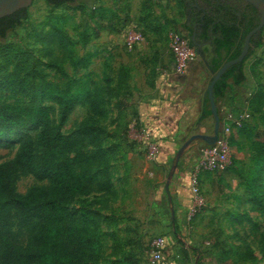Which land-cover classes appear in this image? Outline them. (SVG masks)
Returning <instances> with one entry per match:
<instances>
[{
  "label": "rangeland",
  "instance_id": "1",
  "mask_svg": "<svg viewBox=\"0 0 264 264\" xmlns=\"http://www.w3.org/2000/svg\"><path fill=\"white\" fill-rule=\"evenodd\" d=\"M177 2L77 0L73 5L52 8L43 0H34L28 8V19L0 38V80L3 75L16 73L32 84L57 81L59 74L47 66L48 58L39 39V34L45 37L48 29L43 28L38 35L34 30L48 16L62 17L65 21L58 29L77 43V57L94 54L86 70H76L66 62L64 74L67 79H83L90 74L104 92L105 113L95 115L88 103H77L62 117L55 100L3 85L0 98L8 103L49 107L53 128L80 140L89 152L98 155L94 172L99 191L75 198L67 206L76 218H80L81 208L95 218L103 234L98 264H109L116 256L128 253L138 264H264V216L251 211L253 202L242 187L254 146L244 135L232 137L242 125L264 130V32L260 47L244 62V83L230 85L225 97L216 103L219 118L227 113L249 115L246 122L231 131L229 162L218 181L221 193H213L210 175L197 169L201 151L208 146L201 140L182 151L166 192V179L179 150L193 135L212 137L214 126L211 114L203 115L200 123L189 117L164 128L140 122L138 102L152 95L157 78L169 67L176 72L180 61H184L181 70L189 63H201L207 71L203 100L215 74L208 70L214 58L211 47L202 45L198 52L190 48L191 24ZM127 3L130 20L124 28L115 20L117 33L102 32L82 47L77 33L89 10L110 4L120 10ZM118 14L119 18L124 15ZM26 138L32 142L37 162L42 151L37 131L25 127L12 129L2 138L12 148H0V163L15 158L20 142ZM184 168L191 171L190 182L195 179L197 193L194 195L189 188V207L182 209L174 202L175 192L170 185ZM33 183L32 177H22L18 192L24 193ZM158 251L161 256L156 260L153 256Z\"/></svg>",
  "mask_w": 264,
  "mask_h": 264
},
{
  "label": "trees",
  "instance_id": "2",
  "mask_svg": "<svg viewBox=\"0 0 264 264\" xmlns=\"http://www.w3.org/2000/svg\"><path fill=\"white\" fill-rule=\"evenodd\" d=\"M43 1L49 7L59 8L73 5L77 0ZM116 1L109 0L110 3ZM177 3L186 21L191 24L190 48L197 50V44L211 47L214 58L208 64V70L212 73L239 56L246 36L259 25L261 18L259 11L244 0H178ZM119 9L115 10L110 4L89 10L87 20L79 25L77 33L82 47L98 39L102 32L117 33L115 20L121 28L127 25L130 20L129 4ZM119 12L124 14L122 18H119ZM27 19L28 9L1 18L0 38ZM64 21L62 17L48 16L34 30V34L38 35L43 28L48 29L45 37L39 34V39L48 58L47 66L59 74L57 81L32 84L28 79L10 73L2 76L0 85L29 92L33 97L55 100L62 117L77 103H88L93 114L103 115L104 92L91 75L86 74L83 79H67L64 74L66 62L76 70H86L94 57V54L77 57V43L58 29L59 23ZM263 32L264 27L251 38L243 62L230 67L215 83V103L225 97L230 85L244 83V62L260 47ZM251 104L250 101L248 106ZM206 114H211L207 95L197 123ZM50 116L49 107L8 103L0 98V148L11 149V144L3 143L2 138L12 129L25 127L37 131L42 146L40 157L35 162L32 142L26 138L20 142L15 158L0 163V264H98L101 259L100 238L103 234L93 215L81 208L80 218H76L67 210L73 199L89 197L99 191V181L94 172L98 155L89 152L80 140L59 133L51 126ZM222 120L220 118L221 123ZM236 136H243L253 143L254 154L242 187L253 202L251 211L264 216V130L242 125L232 137ZM225 170L205 172L210 175L213 193H221L218 181ZM27 176L32 177L35 183L24 193H19L17 184ZM174 233L178 237V232ZM109 264H138V261L128 253L116 256Z\"/></svg>",
  "mask_w": 264,
  "mask_h": 264
},
{
  "label": "crops",
  "instance_id": "3",
  "mask_svg": "<svg viewBox=\"0 0 264 264\" xmlns=\"http://www.w3.org/2000/svg\"><path fill=\"white\" fill-rule=\"evenodd\" d=\"M182 63L184 61L179 62L176 72L172 66L163 71L157 78L152 95L138 102L140 122L145 126L164 128L177 125L180 119L192 117L198 120L205 95L207 71L198 61L189 63L181 70ZM162 162L166 163L165 160ZM191 176V171L184 168L174 176L170 185L175 192L174 202L182 209L189 207Z\"/></svg>",
  "mask_w": 264,
  "mask_h": 264
},
{
  "label": "water",
  "instance_id": "4",
  "mask_svg": "<svg viewBox=\"0 0 264 264\" xmlns=\"http://www.w3.org/2000/svg\"><path fill=\"white\" fill-rule=\"evenodd\" d=\"M34 0H0V19L4 18L6 16H10L19 10L28 9L32 2ZM254 8H256L260 13V22L259 25L254 28L249 34L246 36L244 45L242 48L241 53L239 56L231 61L225 62L220 69L214 74L212 80L210 81L209 85L206 88V95L210 104V111L211 115L214 119V126H213V135L212 137H207L205 135H193L190 137V139L182 146V148L179 150V152L176 155L174 165L171 167V170L167 176L166 183H165V191L168 192V187L170 180L173 176V172L176 169L177 162L179 161V158L182 154V151L193 141L195 140H201L204 141L208 146H213L218 138V133L220 130V118L218 116L216 103L213 96V88L215 83L220 80L222 75L232 66L240 64L243 62L245 57L247 56L249 47H250V40L251 38L257 34L263 27H264V0H244ZM198 52V49H197ZM173 217V213H171Z\"/></svg>",
  "mask_w": 264,
  "mask_h": 264
},
{
  "label": "built area",
  "instance_id": "5",
  "mask_svg": "<svg viewBox=\"0 0 264 264\" xmlns=\"http://www.w3.org/2000/svg\"><path fill=\"white\" fill-rule=\"evenodd\" d=\"M249 119L247 112L233 116L231 113H227L222 120L218 138L213 146H206L201 151V155L197 164V169L204 172H222L225 170L228 164L229 153V140L233 127H240L243 122ZM190 189L195 195L197 193V187L195 179L193 178L190 183ZM160 252L154 254V259H160Z\"/></svg>",
  "mask_w": 264,
  "mask_h": 264
},
{
  "label": "flooded vegetation",
  "instance_id": "6",
  "mask_svg": "<svg viewBox=\"0 0 264 264\" xmlns=\"http://www.w3.org/2000/svg\"><path fill=\"white\" fill-rule=\"evenodd\" d=\"M202 45H205V44H202ZM202 45L197 44V49H199V47H201ZM206 45H208V44H206Z\"/></svg>",
  "mask_w": 264,
  "mask_h": 264
}]
</instances>
